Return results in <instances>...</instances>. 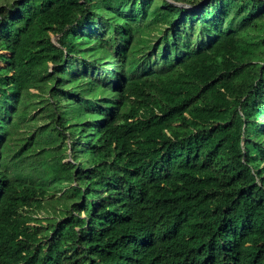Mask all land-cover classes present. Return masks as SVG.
<instances>
[{"label":"trees","instance_id":"obj_1","mask_svg":"<svg viewBox=\"0 0 264 264\" xmlns=\"http://www.w3.org/2000/svg\"><path fill=\"white\" fill-rule=\"evenodd\" d=\"M172 1L0 0V264H264V0Z\"/></svg>","mask_w":264,"mask_h":264},{"label":"water","instance_id":"obj_2","mask_svg":"<svg viewBox=\"0 0 264 264\" xmlns=\"http://www.w3.org/2000/svg\"><path fill=\"white\" fill-rule=\"evenodd\" d=\"M170 3H174L172 0H168ZM178 6H186V7H190L188 5H181V4H177Z\"/></svg>","mask_w":264,"mask_h":264},{"label":"rangeland","instance_id":"obj_3","mask_svg":"<svg viewBox=\"0 0 264 264\" xmlns=\"http://www.w3.org/2000/svg\"><path fill=\"white\" fill-rule=\"evenodd\" d=\"M53 41H54L55 43H57V41H56V37L53 38Z\"/></svg>","mask_w":264,"mask_h":264}]
</instances>
